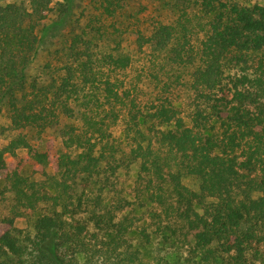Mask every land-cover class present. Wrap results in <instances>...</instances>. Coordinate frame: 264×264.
Instances as JSON below:
<instances>
[{
  "label": "trees",
  "instance_id": "16d2710c",
  "mask_svg": "<svg viewBox=\"0 0 264 264\" xmlns=\"http://www.w3.org/2000/svg\"><path fill=\"white\" fill-rule=\"evenodd\" d=\"M79 1L0 0V264H170L130 238L150 242L136 205L190 239L182 264H264V0H180L142 28L130 0L72 20ZM52 126L61 147L34 149L24 131Z\"/></svg>",
  "mask_w": 264,
  "mask_h": 264
},
{
  "label": "rangeland",
  "instance_id": "374dc122",
  "mask_svg": "<svg viewBox=\"0 0 264 264\" xmlns=\"http://www.w3.org/2000/svg\"><path fill=\"white\" fill-rule=\"evenodd\" d=\"M11 1V0H8ZM240 3L248 4L250 2H254L255 0H238ZM6 2V1H5ZM89 0H81L77 2V9H74L76 19L80 17V14H86L89 9ZM180 3V0H130L129 6L127 9V14L129 15L130 22H135L134 28H142L150 25L154 20H162L167 21L172 19L174 12L176 10V6ZM81 23H84V18L80 19ZM45 48L39 52L36 60L33 65L30 67L28 71V75L33 77L35 76L39 68L42 66L43 62L46 59L47 53L50 52V49L53 47L49 43L45 45ZM138 66V65H137ZM137 70V69H136ZM7 115L5 107H0V125L6 126ZM59 128L52 126L44 129L43 131L40 129L29 128L25 130L27 135V139L31 146L34 149L46 151L51 148L59 149L61 147V139L59 136ZM8 142V137L0 140V148L5 146ZM18 158L16 161H20L19 171L22 175L27 176L35 181H40L41 178L38 174L33 175L31 173V167L28 163L24 161L25 152L20 150L17 152ZM136 171V167L132 168L129 177L124 179L127 180L128 183L132 181ZM185 182L192 188H197V181L193 179H186ZM3 187V182L0 180V190ZM8 201V199H7ZM7 201L3 202L0 198V215L6 212ZM6 205V208H5ZM136 214L142 216V225H145L147 228V232L150 236V242L147 244H141L139 242L138 235L136 233H132L130 238L133 240V243L136 247H138L144 255L149 257H162L167 260L170 264H182L185 257L188 255L189 251V242L190 239L184 238L181 232H177L175 235H170L171 233L166 232H158L151 225V220L147 218L146 207H138L136 205ZM36 213L33 214L35 217ZM28 219L20 217L15 219L13 222L14 226L18 229H26L29 233L32 231V227L29 223H26Z\"/></svg>",
  "mask_w": 264,
  "mask_h": 264
}]
</instances>
